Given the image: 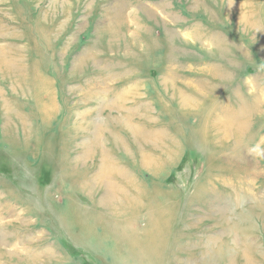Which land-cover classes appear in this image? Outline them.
I'll return each instance as SVG.
<instances>
[{
    "label": "rangeland",
    "instance_id": "1",
    "mask_svg": "<svg viewBox=\"0 0 264 264\" xmlns=\"http://www.w3.org/2000/svg\"><path fill=\"white\" fill-rule=\"evenodd\" d=\"M0 264H264V0H0Z\"/></svg>",
    "mask_w": 264,
    "mask_h": 264
},
{
    "label": "bare ground",
    "instance_id": "2",
    "mask_svg": "<svg viewBox=\"0 0 264 264\" xmlns=\"http://www.w3.org/2000/svg\"><path fill=\"white\" fill-rule=\"evenodd\" d=\"M43 97H45V98H47V96H43ZM49 97V96H48ZM55 98V97H54ZM53 103V102H52ZM61 112V111H60ZM90 153H95V151H86L85 152V154H90ZM114 155V153L112 152V153H109L107 150H105L104 148H102V150L100 151V155H102V157H103V159H102V162H101V166H100V171H102L103 173H104V177H103V180L104 179H106V181H102L100 178H102V177H99L98 175L96 176V175H93V176H91L90 178H93L94 180H96L97 181V179H100L99 181H101V184H105V185H107V183L108 182H112V180L111 179H108L109 177L107 176V174H108V171H111V174L112 173H115V171H116V164H115V158H112L111 157V155ZM112 159L111 161H109V159ZM109 163H113V164H109ZM112 166V168L111 169H109L110 167ZM109 167V168H108ZM106 169V170H105ZM72 170H75V169H72ZM74 173H77L76 171H74ZM87 175L88 174V172H85V173H81V174H78L79 175V177L81 178V176L82 175ZM112 176V175H111ZM64 182V181H63ZM109 184V183H108ZM137 189H138V191L139 192H141V190L137 187ZM139 203V202H138ZM160 212V211H159ZM89 213H91V211L89 212ZM166 214V213H165ZM64 218V217H63ZM89 218V217H88ZM155 218H157L156 216H152V219H155ZM151 219V222L153 221ZM64 220V219H63ZM157 220V219H156ZM158 221V220H157ZM156 221V222H157ZM64 222V221H63ZM81 225H78V228L80 227ZM83 226H84V228H86V229H88L87 231H91V230H95L94 229V227L92 226V225H90V226H88V224H84L83 223ZM116 229V228H115ZM108 231L111 233V234H113V235H115L116 234V232L114 231V230H112V228H108Z\"/></svg>",
    "mask_w": 264,
    "mask_h": 264
}]
</instances>
